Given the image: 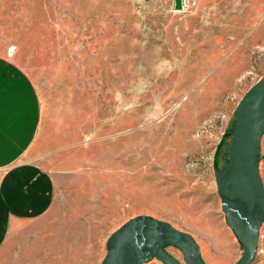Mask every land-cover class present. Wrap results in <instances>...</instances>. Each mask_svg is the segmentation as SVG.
<instances>
[{"label":"rangeland","instance_id":"374dc122","mask_svg":"<svg viewBox=\"0 0 264 264\" xmlns=\"http://www.w3.org/2000/svg\"><path fill=\"white\" fill-rule=\"evenodd\" d=\"M0 57L34 85L28 155L54 180L50 210L13 226L0 264H100L142 215L193 233L213 264L240 258L212 162L264 75V0H0Z\"/></svg>","mask_w":264,"mask_h":264},{"label":"water","instance_id":"95a60500","mask_svg":"<svg viewBox=\"0 0 264 264\" xmlns=\"http://www.w3.org/2000/svg\"><path fill=\"white\" fill-rule=\"evenodd\" d=\"M180 0H176L179 8ZM264 134V75L239 100L228 130L216 145L213 171L226 225L243 251L234 264H251L264 223V186L259 171L260 140ZM227 150L221 153L225 139ZM219 159L222 166H219ZM100 264H207L193 236L169 222L142 215L127 220L105 242ZM178 249L179 261L167 247Z\"/></svg>","mask_w":264,"mask_h":264},{"label":"crops","instance_id":"0c3cea01","mask_svg":"<svg viewBox=\"0 0 264 264\" xmlns=\"http://www.w3.org/2000/svg\"><path fill=\"white\" fill-rule=\"evenodd\" d=\"M39 112L38 96L29 76L13 61L0 57V247L15 224L41 218L53 203L51 174L28 155L37 136ZM259 171L264 186V134ZM256 253L264 259V223Z\"/></svg>","mask_w":264,"mask_h":264},{"label":"built area","instance_id":"2783aa9c","mask_svg":"<svg viewBox=\"0 0 264 264\" xmlns=\"http://www.w3.org/2000/svg\"><path fill=\"white\" fill-rule=\"evenodd\" d=\"M217 117H218V116H217ZM210 122H211V121H209V120L203 122L202 127H201L199 130H201V132H203V130H204L203 128H205L206 126H209V125H210ZM229 126H230V125H229ZM227 130H228V129H227ZM199 133H200V132H199ZM199 133L197 132V133H196V136H198ZM223 135H224V134H223ZM221 138H222V137H221ZM211 159H212V158H211ZM212 163H213V162H212Z\"/></svg>","mask_w":264,"mask_h":264},{"label":"trees","instance_id":"16d2710c","mask_svg":"<svg viewBox=\"0 0 264 264\" xmlns=\"http://www.w3.org/2000/svg\"><path fill=\"white\" fill-rule=\"evenodd\" d=\"M228 140H229V138H226V139H225V142H228V143L226 144V150H227V147H228V145H229V141H228ZM226 150H225V151H226Z\"/></svg>","mask_w":264,"mask_h":264}]
</instances>
